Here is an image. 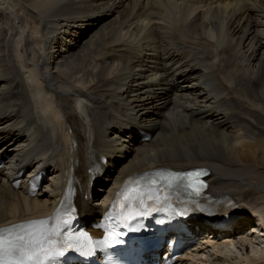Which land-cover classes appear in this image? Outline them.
I'll list each match as a JSON object with an SVG mask.
<instances>
[{
  "label": "bare ground",
  "instance_id": "obj_1",
  "mask_svg": "<svg viewBox=\"0 0 264 264\" xmlns=\"http://www.w3.org/2000/svg\"><path fill=\"white\" fill-rule=\"evenodd\" d=\"M198 168L189 241L264 227V0H0V228L69 195L89 228L126 178Z\"/></svg>",
  "mask_w": 264,
  "mask_h": 264
},
{
  "label": "snow or ice",
  "instance_id": "obj_2",
  "mask_svg": "<svg viewBox=\"0 0 264 264\" xmlns=\"http://www.w3.org/2000/svg\"><path fill=\"white\" fill-rule=\"evenodd\" d=\"M206 174L204 170H197L185 174L156 175L167 179L170 185L174 181L186 182V188L199 194L204 186L200 177ZM47 224L48 221H31L0 228V264H49L55 256L62 254L64 247L71 245H64L61 241V247H56L57 241L53 237L58 234V230H48Z\"/></svg>",
  "mask_w": 264,
  "mask_h": 264
},
{
  "label": "rangeland",
  "instance_id": "obj_3",
  "mask_svg": "<svg viewBox=\"0 0 264 264\" xmlns=\"http://www.w3.org/2000/svg\"><path fill=\"white\" fill-rule=\"evenodd\" d=\"M157 88L155 87V90ZM144 142H147V140L145 139ZM44 183L42 181L40 189H42ZM95 187L93 185L94 190L100 194L101 189H98L97 185ZM90 202L97 204L99 198L96 199L92 196ZM255 215L245 218L247 223L242 231L235 234L228 244L222 243L221 240L213 243L214 240L208 239L209 234L205 232L206 237L200 236L195 239L187 247L188 249L180 255L181 260L175 264H245L244 260H263L264 227H261V218Z\"/></svg>",
  "mask_w": 264,
  "mask_h": 264
}]
</instances>
